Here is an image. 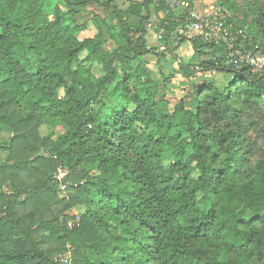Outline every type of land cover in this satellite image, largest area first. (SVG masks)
I'll return each instance as SVG.
<instances>
[{
    "label": "trees",
    "instance_id": "1",
    "mask_svg": "<svg viewBox=\"0 0 264 264\" xmlns=\"http://www.w3.org/2000/svg\"><path fill=\"white\" fill-rule=\"evenodd\" d=\"M262 1L247 33L264 50ZM112 2L0 0V130L9 133L0 145V264H264V156L250 163L242 132L250 116L264 123V73L215 64L217 49L190 42L201 60L177 64L195 107L180 96L171 112L166 96L176 90L161 64L187 41L150 47L146 38L153 7L168 29L167 0L127 10ZM94 6L115 26L93 16L86 38L81 16ZM82 55L105 74L94 77ZM148 56L161 85L145 73ZM213 72L232 80L222 90L193 81Z\"/></svg>",
    "mask_w": 264,
    "mask_h": 264
},
{
    "label": "rangeland",
    "instance_id": "2",
    "mask_svg": "<svg viewBox=\"0 0 264 264\" xmlns=\"http://www.w3.org/2000/svg\"><path fill=\"white\" fill-rule=\"evenodd\" d=\"M145 0H113L112 4H114L116 7L122 9V10H127L131 5L135 3H141ZM194 2L199 9H202L205 5L207 4H217L221 6V3L225 2H230V4L233 5V9L229 8V5H223V10L225 12V15L228 19V17L232 18L238 26H243L245 29H242L247 35V29L251 25V22L253 19L258 16L260 8L263 6V1L262 0H190ZM169 2V0H167ZM221 7V8H222ZM88 12L91 15H82V21L87 20V31L82 33L83 37H93L94 34L96 33V30L90 21V19L93 16H97V19L99 21L105 22L108 25H114L115 26V21L111 17L109 13L106 11L97 8V7H91L88 9ZM151 23L153 26H158L159 22L164 18L163 16L165 13H159L156 11V9L153 7L151 8ZM241 29V28H238ZM147 42L148 46L150 47H155L159 46L158 41L155 38V32L154 31H148L147 35ZM109 51H111L109 49ZM175 56L177 58H172L173 63L169 62H162L161 66L163 67L166 76L171 77V83H172V88L175 87V97H169L166 96V102L168 104L169 110L172 112L174 107L177 105V97L180 96H186V108L189 111L194 110V103L193 99L190 97L192 91L191 89L183 88L184 83H183V78L181 73L179 72V65L177 64L180 61H183L185 63H189L190 65L196 66L195 62L198 63L202 57L198 56L192 49V46L190 42L183 43L178 50L175 52ZM80 60L82 64L86 67H89L91 73L94 75L96 78L102 77L105 73L102 68V66L98 64L94 65H89V63L85 62V55H82L80 57ZM157 58L154 56H148L147 57V64L143 66L146 75L154 81H158L161 85V81L158 76V67L156 65ZM139 65V62H133L132 63V71H135L137 66ZM136 76V75H135ZM140 82H143L145 79L143 76H136ZM159 79V80H158ZM200 80H210L213 81L217 88L219 90H222L224 86L228 85L230 81L232 80V75L225 73V72H213V73H206V74H198L196 77H194V82H198ZM179 87L178 91L176 87ZM113 87H110L107 92H111ZM118 92L115 93L117 95ZM107 108L106 110H111L112 108L115 107L116 101L115 97L108 95V98L104 101ZM243 126V135L246 139V141L250 144V156H249V161L250 163H254L257 161L260 157L264 156V123L259 121V119L253 115L252 117L250 116L249 119H244V122L242 124ZM51 128L47 126H43L40 129V135L42 137H46L51 133ZM9 138V133L6 131L0 130V145ZM7 161V155L3 153L0 150V162H5ZM82 213V209H74L68 213L70 217H75L76 219H79L80 214ZM68 256L65 255L62 257V261L65 263V259H67ZM225 260V257L222 258Z\"/></svg>",
    "mask_w": 264,
    "mask_h": 264
},
{
    "label": "built area",
    "instance_id": "3",
    "mask_svg": "<svg viewBox=\"0 0 264 264\" xmlns=\"http://www.w3.org/2000/svg\"><path fill=\"white\" fill-rule=\"evenodd\" d=\"M167 12L172 15L170 22L164 23L168 29L153 26L151 21L147 26L149 31L155 32L158 43L165 37L172 42H200L212 47V51L218 50L212 57L215 64L236 72L248 69L255 75L264 73L263 48L230 23L221 6L207 4L199 9L190 0H169ZM163 50L164 47H160V51ZM64 176L63 171L57 172L56 181L61 190L65 189L61 184Z\"/></svg>",
    "mask_w": 264,
    "mask_h": 264
},
{
    "label": "crops",
    "instance_id": "4",
    "mask_svg": "<svg viewBox=\"0 0 264 264\" xmlns=\"http://www.w3.org/2000/svg\"><path fill=\"white\" fill-rule=\"evenodd\" d=\"M195 64H198V63L195 62Z\"/></svg>",
    "mask_w": 264,
    "mask_h": 264
}]
</instances>
